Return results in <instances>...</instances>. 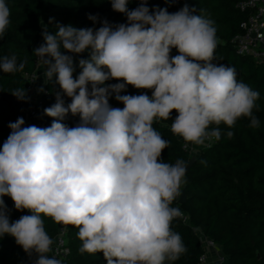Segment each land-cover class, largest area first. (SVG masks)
<instances>
[{"label": "clouds", "instance_id": "9594fccd", "mask_svg": "<svg viewBox=\"0 0 264 264\" xmlns=\"http://www.w3.org/2000/svg\"><path fill=\"white\" fill-rule=\"evenodd\" d=\"M110 2L127 24H57L55 34L44 29V43L33 55L44 66L45 82L59 86L56 103L44 109L53 122L24 126L20 117L9 123L0 147V237H14L26 253H35L34 264H62L48 255L54 241L45 218L75 227L80 252H102L107 264H174L186 251L172 230L183 214L172 205L186 183L187 163L162 159L169 141L154 124L170 120L175 110L171 132L195 146L219 141L221 124L233 128L248 118L250 127L260 126L253 115L259 92L239 81L233 67L213 62L219 43L214 21L187 5L169 13L150 11L147 0L133 10L129 0ZM88 19L95 23L98 17ZM10 23V8L0 0V39ZM86 51L89 58L79 59L74 78V57L65 53ZM26 64L15 53L0 57L3 73L22 72ZM109 80L118 82L106 85ZM129 85L152 95H121ZM113 93L123 108L109 104ZM10 94L29 99L24 87ZM63 96L71 98L67 106ZM69 113L80 117L75 127L62 122ZM5 196L17 211L31 214L10 221Z\"/></svg>", "mask_w": 264, "mask_h": 264}, {"label": "trees", "instance_id": "16d2710c", "mask_svg": "<svg viewBox=\"0 0 264 264\" xmlns=\"http://www.w3.org/2000/svg\"><path fill=\"white\" fill-rule=\"evenodd\" d=\"M244 1L180 0L177 6H173L167 0H147L150 11L159 7L175 13L187 5L195 10L193 14L214 21L219 43L213 62L233 67L237 79L260 94L257 108L253 110V115L260 121L258 128L250 127L248 118L239 119L233 128L221 124V139L201 150L197 156L186 152L182 142L170 130L171 121L177 115L175 110L170 120L154 124L162 137L169 141V146L162 153L165 162L174 163L177 159H183L188 164L191 158L196 157L181 188L185 191V202L180 205L178 197L172 205L187 216V221L180 217L172 221V230L180 234L186 248L174 264H198L204 254L199 233L221 249L227 264H264V61L256 62L249 56L239 55L235 49L234 40L242 34L241 24L252 12L237 8ZM6 3L10 8L11 23L5 36L0 39V57L15 53L18 63L26 59L27 64L22 72L15 74L0 71V147L11 132L9 123L20 117L25 121L24 126L44 128L53 122L44 109L56 103L55 93L59 91V86L54 82H45L36 113L26 118L30 99L27 77L37 71L38 58L33 55V50L44 43L42 32L45 28L50 34H55L57 24L71 25L77 29H98L104 20L111 25L127 24V17L113 11L110 0H6ZM139 4L140 0H129L128 8L133 10ZM90 14L98 17L95 23L88 19ZM65 54L74 57L75 78L81 71L79 59H88L89 52ZM177 54L178 51L173 48L170 55ZM117 82L109 80L105 84ZM18 87L27 90L29 99L26 102L10 94L12 89ZM120 94H147L151 97L152 92L129 85ZM63 100L65 106L71 103V98L67 96H63ZM109 104L113 108H123L114 93L109 98ZM62 122L68 127H75L80 117L69 113ZM228 131L234 133L231 139L225 135ZM3 199L10 221L27 215V210L15 209L10 197ZM44 223L54 241L61 225L49 218H45ZM65 230L69 253L61 259L62 264H107L102 252L95 255L80 252L81 242L75 227L67 226ZM0 264L32 263L30 255L15 242V238L5 235L0 237Z\"/></svg>", "mask_w": 264, "mask_h": 264}, {"label": "built area", "instance_id": "2783aa9c", "mask_svg": "<svg viewBox=\"0 0 264 264\" xmlns=\"http://www.w3.org/2000/svg\"><path fill=\"white\" fill-rule=\"evenodd\" d=\"M173 6H177L180 0H167ZM241 11L251 10V14L248 18L242 22L241 29L242 34L237 36L234 40V45L237 53L242 56H249L256 62L264 61V0H246L240 2L237 5ZM38 61V59H37ZM42 65L37 62V71L36 73L29 75L28 79V90L30 92L29 107L27 109L26 118L29 115L35 114L38 106L40 105V95L42 92L39 91L40 88L44 89L45 77L42 76V80L39 79ZM38 92V93H37ZM35 94H38V99L34 100ZM178 137V136H177ZM182 142V148L188 152L191 156H197L201 150L210 147L214 141L206 146H195L192 144H186L182 138L178 137ZM182 212V216L185 221H187L186 214ZM201 245L204 249V254L199 258L198 264H211V258L213 257L216 260L217 264H226L227 258L222 254L221 249L217 247L212 240L203 236L199 233ZM52 255L59 260L64 259L68 253L69 249L67 246V237L65 226L61 225L59 234L54 239L52 245ZM31 263L34 264V261L37 259V255L32 253L30 255Z\"/></svg>", "mask_w": 264, "mask_h": 264}, {"label": "water", "instance_id": "95a60500", "mask_svg": "<svg viewBox=\"0 0 264 264\" xmlns=\"http://www.w3.org/2000/svg\"><path fill=\"white\" fill-rule=\"evenodd\" d=\"M196 161V157H193L189 160L188 164H187V172H186V175L189 173L193 163ZM181 196L179 197V204L180 205H183L184 202H185V191L184 190H181ZM31 213L28 211L27 212V215H30Z\"/></svg>", "mask_w": 264, "mask_h": 264}, {"label": "rangeland", "instance_id": "374dc122", "mask_svg": "<svg viewBox=\"0 0 264 264\" xmlns=\"http://www.w3.org/2000/svg\"><path fill=\"white\" fill-rule=\"evenodd\" d=\"M43 71H44V66H42L41 67V70L39 71V74H40V76L41 77H39V79H41L42 80V76H43ZM38 93V92H37ZM38 94H35V96H34V100H37L38 99Z\"/></svg>", "mask_w": 264, "mask_h": 264}, {"label": "crops", "instance_id": "0c3cea01", "mask_svg": "<svg viewBox=\"0 0 264 264\" xmlns=\"http://www.w3.org/2000/svg\"><path fill=\"white\" fill-rule=\"evenodd\" d=\"M51 253H52V252H51ZM51 253H49L48 255L51 256ZM211 264H217V263H216V260H215L213 257L211 258ZM226 264H227V262H226Z\"/></svg>", "mask_w": 264, "mask_h": 264}]
</instances>
